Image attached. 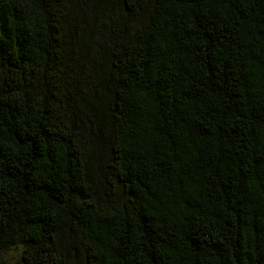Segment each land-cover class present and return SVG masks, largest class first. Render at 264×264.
<instances>
[{"label":"trees","instance_id":"trees-1","mask_svg":"<svg viewBox=\"0 0 264 264\" xmlns=\"http://www.w3.org/2000/svg\"><path fill=\"white\" fill-rule=\"evenodd\" d=\"M264 264V0H0V264Z\"/></svg>","mask_w":264,"mask_h":264},{"label":"rangeland","instance_id":"rangeland-1","mask_svg":"<svg viewBox=\"0 0 264 264\" xmlns=\"http://www.w3.org/2000/svg\"><path fill=\"white\" fill-rule=\"evenodd\" d=\"M17 251L15 250H9L6 252H3V254L5 255L4 258L8 263H17L18 262V256H16Z\"/></svg>","mask_w":264,"mask_h":264}]
</instances>
